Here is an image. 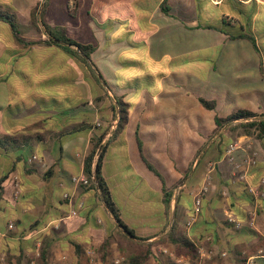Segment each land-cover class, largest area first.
<instances>
[{
    "label": "crops",
    "instance_id": "0c3cea01",
    "mask_svg": "<svg viewBox=\"0 0 264 264\" xmlns=\"http://www.w3.org/2000/svg\"><path fill=\"white\" fill-rule=\"evenodd\" d=\"M104 1L116 6L115 0ZM239 1L250 5L253 0ZM256 1L264 11V0ZM43 2L0 0V6L14 9L20 30L22 19L35 29L31 15ZM96 2L85 11L106 21L107 15L97 13L101 1L98 6ZM124 2V11L110 13L109 17L121 18L112 26L101 28L92 21L86 26L79 17L71 27L75 39L81 33L95 38L98 50L92 62L102 75L103 71L111 75L107 79L103 75V85L130 105L124 137L110 147L104 175L125 223L145 245L153 244L145 264H264V198L254 199L248 191V185L264 189V139L247 135L237 123L215 133L217 116L239 110L264 113V38L261 57L249 41L199 26L218 27L224 11L235 9V0L233 4L167 0L169 13L161 9L163 0ZM0 30L4 32V36L0 32V136L34 138L21 154L0 157V181L9 174L0 187V264H10L8 256L17 258L21 250L31 257L46 237L55 245L54 264H81L79 247L86 251L116 230L96 195L72 182L74 177H85L93 130L117 127L114 95L105 96L104 86L89 68L64 50L44 45L24 48L14 41L8 24L0 22ZM21 34L26 40L36 39ZM31 55L40 57L34 60ZM11 71L34 87L25 89L24 81L18 80L16 100L11 87L6 89ZM200 99L216 101L217 109H205ZM78 125L92 129L61 140L56 137ZM234 144L238 145L235 163L258 154L247 182L237 180L235 163L226 155ZM20 156L24 162L13 171V161ZM33 156L38 161L30 163ZM180 182L167 214L163 187ZM206 184L208 195L192 222L196 195ZM123 185L120 194L117 187ZM73 210L78 211L75 218ZM35 223L46 227L34 233L30 227ZM171 234L196 246L195 262L175 257V247L168 241ZM112 251L113 258L125 260L117 245ZM11 264H18L17 259Z\"/></svg>",
    "mask_w": 264,
    "mask_h": 264
},
{
    "label": "trees",
    "instance_id": "16d2710c",
    "mask_svg": "<svg viewBox=\"0 0 264 264\" xmlns=\"http://www.w3.org/2000/svg\"><path fill=\"white\" fill-rule=\"evenodd\" d=\"M94 1L95 0H44L42 4L33 10L31 15L32 25L38 33V36H36L34 40H26L22 37L19 19L12 7H3L5 10H1L0 8V22L8 24L11 28L14 41L21 47L28 48L36 45L48 47L55 46L64 50L69 56L80 60L84 66L89 68L91 74L96 76L97 83L102 86L104 77L99 68L92 62V56L98 50V43L94 40V37L89 39L90 34L87 33H81L78 39H75L71 27L73 22L78 20L79 17L86 26L92 21L101 28L114 25L116 19L121 20V18L115 19L114 17H108V19L104 21L102 17L85 11L92 7ZM227 3L226 1L225 6H227ZM230 3L233 4V0H230ZM59 9L63 12L62 15L61 13H57ZM161 9L166 13L170 12L171 8L168 6L167 0H163ZM262 10L263 9L258 7L256 0H253L250 5L235 0V9L231 10L230 7L229 11H224L225 15L219 21L218 27L210 25L204 26L203 23L199 26L221 30L232 40H247L253 45L258 54L263 57L262 44L264 29H261L264 27V11ZM42 38H44V40H42ZM261 71L264 77L263 63ZM103 90L105 91V96H109L110 93L114 95L113 101L116 114L114 115L113 122L118 121V124L114 131H111V125L106 129L102 128V126H97L93 130L89 152L84 160V175L88 184H81V186H83L87 192L94 193L108 210L115 221L116 230L108 232V235L104 237L101 242L90 249L96 253L97 264L99 260L102 264H113L116 259L112 256L113 245H117L118 251L125 254V260H123L121 264H145L152 253L153 244L145 245V243H143L145 240L138 237L135 230L125 223L122 211L104 175L105 157L110 147L121 142L118 140L124 137L129 123L130 105L124 102L123 97L115 95L113 88L108 85H105ZM103 99L104 98H101V100ZM200 102L203 107L209 111H215L217 109L216 101L200 99ZM215 121L217 125L216 134L222 129L237 123L239 124L238 128L243 129L247 135H255L260 140L264 139V113L257 114L248 110H239L231 113L227 117L217 116ZM88 128L92 129L91 127H86V125L73 126L70 129L64 130L56 137L61 140V137L69 134L82 133L88 131ZM109 134L111 135L108 138ZM33 139L34 138L30 136L18 137L2 134L0 136V157L4 153L13 152L21 154L30 146ZM227 152L228 151H226V153ZM19 158L20 159L13 161V171L20 162H24V158L21 156ZM256 159L258 163V155ZM146 164L151 171L159 175L157 170L148 161H146ZM8 177L9 174L2 178L0 187ZM181 183L182 182L172 185L171 187H163V204L167 214L170 211L175 191L179 188ZM17 187L19 189L18 191H20L19 184H17ZM18 194H20V192ZM69 198L65 197V201H68ZM45 227V223L42 225L35 223L30 228L35 230L34 233H36ZM176 237L178 236L171 234L168 239L169 243L175 247V257L179 259L185 257L195 262L199 254L196 246L185 237ZM79 248L81 250L80 253H78L80 262L81 264H87L86 253L90 249L83 251L82 247ZM54 249L55 245L49 237H46L44 240L40 241L38 247L36 245L31 257H28L27 253L21 250L17 258H14V256L10 254L8 260L12 263L17 259L18 264H54ZM171 264L178 263L172 261Z\"/></svg>",
    "mask_w": 264,
    "mask_h": 264
},
{
    "label": "built area",
    "instance_id": "2783aa9c",
    "mask_svg": "<svg viewBox=\"0 0 264 264\" xmlns=\"http://www.w3.org/2000/svg\"><path fill=\"white\" fill-rule=\"evenodd\" d=\"M238 150V145L234 144L232 145L228 152H227V156L228 158L235 163L234 161V153ZM257 153L253 152L249 157H247L244 161L240 162H236L235 163V175L237 177V180L239 181H243V182H247V179L249 177L251 168L254 167L257 164ZM38 161V157L34 156L31 160L30 163L32 162H36ZM72 182L74 185L76 186H80L81 184L83 185H87L88 181L85 177H74L72 179ZM264 184V181L262 183V186ZM248 191L250 193V195H252V197L254 199H262L264 198V189H262V187L260 186H254V185H248ZM209 192V185L206 184L204 185L200 191L197 193L196 198H195V207H194V217L192 219V222H194L196 220V218L200 215L201 213V209H202V203H203V199L208 195ZM66 198H69V195L65 196ZM82 208V205L80 206ZM78 213V211L73 210L72 211V215L71 216H76ZM191 222V223H192ZM230 222L235 224L236 228H241V224L234 218H230ZM191 225V224H190ZM10 228H13L12 226H10ZM97 257H96V253L93 250H88L86 253V262L87 264H97ZM64 261H66V258L63 259ZM122 259H115L113 264H121L122 263Z\"/></svg>",
    "mask_w": 264,
    "mask_h": 264
},
{
    "label": "rangeland",
    "instance_id": "374dc122",
    "mask_svg": "<svg viewBox=\"0 0 264 264\" xmlns=\"http://www.w3.org/2000/svg\"><path fill=\"white\" fill-rule=\"evenodd\" d=\"M99 1H101V6L102 7H96L97 8V13L98 14H102V15H107L108 17L110 16V13L112 12V11H116V12H120V10H123L124 11V0H115V3H116V6L114 7V8H111L110 7V5H112L113 4V2H110V1H108V3H106L104 0H97V2H96V4H97V6H98V2ZM122 1L124 2V3H122ZM131 1V0H130ZM106 6V7H105ZM0 8H1V10H5V8H3V7H1L0 6ZM203 10V9H202ZM57 13L58 14H60L61 13V15H62V11H60V9L57 11ZM202 18V17H201ZM207 21V22H206ZM203 22H206V23H210V24H215V21L214 22H210L209 20H207V19H203ZM21 23H22V28H21V32L23 33V36H28L29 34L30 35H33V36H38V33H37V31H36V29H34V28H32V27H30L29 25H27V22H26V19H22L21 20ZM264 29V27L261 29V30H263ZM0 32H1V35L2 36H4V32L3 31H1L0 30ZM264 54V53H263ZM40 56L39 55H31V59H37V58H39ZM122 61H124V60H122ZM119 62H120V60H119ZM48 66V65H47ZM47 66H45L46 68H47ZM101 66V69H103V65H100ZM33 67H31V69H32ZM48 68H52V67H48ZM103 70H105V69H103ZM16 73V71H11V73H10V76H9V78L6 80V82L8 83V86H6V89L7 88H9V87H11L10 88V90H11V92H13V94H12V96H13V98H14V100H16V98H15V91H17V86H18V80H20V81H24V87H25V89H26V85H27V87L28 88H30V89H33L34 87H33V85L31 84V83H29V84H27V81H25V79H23V78H21L20 76H18V75H16L15 74ZM122 75H120V77H123V74L124 73H121ZM103 75H104V77L107 79L109 76H111L109 73H107L106 71H103ZM33 78H31V81H33L32 80ZM50 84H52V83H50ZM117 190H118V192L120 193V194H124V185L123 186H120V187H117ZM60 196H63V193L62 192H60ZM124 213V212H123Z\"/></svg>",
    "mask_w": 264,
    "mask_h": 264
}]
</instances>
